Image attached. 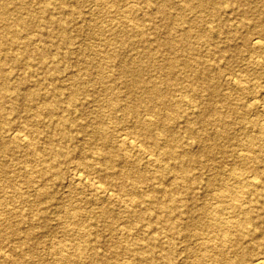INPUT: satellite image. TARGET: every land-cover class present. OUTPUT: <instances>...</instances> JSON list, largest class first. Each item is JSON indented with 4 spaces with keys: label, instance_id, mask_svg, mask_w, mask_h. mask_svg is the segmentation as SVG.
<instances>
[{
    "label": "bare ground",
    "instance_id": "obj_1",
    "mask_svg": "<svg viewBox=\"0 0 264 264\" xmlns=\"http://www.w3.org/2000/svg\"><path fill=\"white\" fill-rule=\"evenodd\" d=\"M249 1L185 0L181 10L176 13L181 25L179 28L170 23L171 15L168 14L165 4L157 7L159 13L164 16L166 43L176 50L175 56L168 58L166 65L157 66V72L154 75L147 76L138 73L136 76H132V80L126 83V87L130 92L135 91L137 87L143 88L139 95L118 105L111 100L112 98L110 99V109L105 118L113 119L115 117L114 112L120 106L124 114L130 113L135 117L134 123L129 127L128 132L123 131L116 134L106 127H92L89 131L91 138L86 141L85 146H95L97 148L96 154L89 159V156L84 152L73 166V174L80 180L86 177V170L89 172L108 171L111 179L106 181L104 185H114L116 187L112 188L119 195L127 196V199L120 203V205H123L125 215V219L121 223L118 220L122 218V214L111 208L109 202H101L98 205L96 214L111 230L116 231L119 226H122L123 231H128L132 225L152 228L157 224L156 222H167L170 223V226H168L170 235L177 231L175 220L177 219L176 209L178 210L179 204H176V201H178L176 190L179 188L187 189L193 185L188 180V166L196 158V155H190L186 158L183 155V152L186 151L184 145L186 143H183L182 135L183 133H195V137L199 139L202 137V132L196 128L195 124L199 121L202 124H208L218 120L221 123L215 126L213 139L233 136L234 132L228 128L229 122L224 121L226 111L232 113L238 108L243 109L244 115L240 114L239 123L247 132V139L243 143L245 147L249 148L248 153L229 150L231 153L236 154L238 157L236 165L244 171L238 173L235 166L230 168V174L239 181L240 176L245 172L253 171L252 173L255 175L263 174L264 171L259 168L256 162L260 153L264 150L261 146L260 149H257L256 141L258 138L264 140V125L261 126L259 135L248 132L244 122H246L245 113L249 109V105L239 101L233 102L222 99L220 90L215 84L216 76H211L209 73L218 66L214 63L203 64L201 58L194 51V39L204 43L209 41L208 33L199 23L201 14L209 11L217 16L222 12L226 14L227 19L232 16L234 10H237L238 15L254 14L257 12V8L250 6ZM32 3L35 4L36 8H33ZM125 3L128 6H134L138 3L149 5L151 0H125ZM60 7L63 8L62 5ZM62 8L53 12L49 9V1L46 0L41 2L39 0H0V154L6 157L5 161L0 160V184L13 188L8 195L11 199L21 197L24 201L39 202L41 207L37 215L43 217L44 223L42 226L45 227L47 226V222H45L47 220V204L54 198L50 189L57 185L58 180H61L58 175L59 163L69 159V157V161L73 162L71 157L74 151H81L84 147L64 148L55 143V141H72L74 139L73 132L67 126V118L64 112L69 107L71 109L73 105H84L85 101H78L76 98L75 84L66 93L60 85L55 83L59 76V69L53 66L52 53L46 46L41 44L31 48L30 41L33 36L23 30L34 29L38 34L46 28L48 34L51 35L54 33L53 26H56L62 38L57 46L62 48L68 45L71 40L66 36V30L73 17L63 16L65 10ZM194 10L196 11L195 14L193 13L194 16L193 14L190 15V12ZM69 12L72 16L73 12ZM257 22L259 23V29L252 31L249 35H241V37L244 47L247 49L264 50V21L258 20ZM239 24L246 26L252 25V22H248L244 17L240 18ZM223 26L233 28V24L227 25L225 23ZM213 28L218 30L216 26ZM88 29H94V27L90 25ZM124 31L125 29L122 27L117 33L118 40L124 46L135 45L136 43L140 45L141 42L146 40L140 38L132 43V40L125 36ZM7 47L16 48L15 54L8 55L5 53L4 50ZM216 52L223 58H237L239 56L236 50L228 44L222 45ZM115 53L111 54L112 56L109 55L107 59L110 60L116 57ZM21 59L25 61L26 65H32L37 61L39 69L45 73L43 81L47 85V91L41 92L38 89L25 87L26 76L19 77L13 73L14 66ZM131 61H136V59L132 58ZM263 62L264 57L261 62L258 61V64ZM99 67L98 70L101 71L102 64H99ZM187 76H193L194 80L187 79L189 80L188 86H184L181 81L186 79ZM147 78L152 79V82L150 85L145 86L144 82ZM196 78H202V81L196 82ZM97 79L104 82L106 75L99 73ZM233 86V88H238V84ZM184 89L187 92H195L197 100H191V102L189 99L182 97L176 102H178L177 104H183L189 100L191 106L196 107L198 110L201 106L202 114L197 118H191L184 110L175 109L171 105L173 104L172 92H182ZM64 102H68V105L63 106ZM223 105L225 108L221 109L220 107ZM20 108L33 110L34 112L33 119L35 123H38L32 126L30 133L28 131L20 132L27 128L25 118L14 122V119L7 115L8 112L18 111ZM141 108L149 110L148 118L140 115ZM224 109H226L225 112H223ZM236 112L238 113V111ZM42 113L46 116L44 120H41L40 117ZM19 117L22 118V116ZM250 124L253 125L254 122H250ZM40 126L47 132L42 137H46L43 142L45 144L34 139V136L40 130ZM82 127L85 128V124ZM205 132L209 134L208 131L205 130ZM138 142H141L145 150H159V156L147 155L146 162H144L146 165L141 163L139 156L130 157V154H128L130 152L125 151L128 148H125L124 145L128 144V147L133 151L140 153L144 149L138 146ZM32 152L40 153L42 158L38 160L41 164L32 169L21 165L17 171V174L22 176L25 182L28 184L35 183V192L25 194L20 188L15 187L13 181L14 171L10 166L17 164L20 160L23 164L32 161L33 159L29 158V154ZM25 153L28 154V157L21 159V156ZM202 153H218L222 156L227 154L228 150L220 148L213 142L212 144H204ZM165 162H168V164L166 165ZM168 167L170 170L175 171L173 178L169 181L162 174V170ZM255 175H248L249 180L246 179V185L225 184L218 191L210 192L207 198L214 199L217 205L213 206L212 203H205L196 214L187 218V224H193L192 222L195 221L199 222L200 226L196 232L200 233L204 229H208V236L199 237L202 240L200 246L206 251L194 258L192 264H264V249L259 250L254 258L248 256L255 245L264 246L263 224L252 215L249 209L250 206L245 207L239 202V197L247 193L250 195L251 201H249L254 203L253 205L256 207H261L264 211V183L256 180ZM216 176V174L210 176L207 183L213 184ZM37 180H40V182L38 183ZM146 186L149 188L147 189L148 192L145 191L146 189L144 190ZM106 187L108 188V186ZM257 187L260 189L257 192L253 191ZM97 188L103 189V186H97ZM252 192L255 193L251 196ZM159 193L162 197L159 196ZM29 195L33 196L32 200H30ZM225 201H229L230 205L227 208L232 214L224 215L228 210L223 204ZM52 204L54 203L52 202ZM134 206H139L150 212L154 210V206H159L155 208L162 210L163 215L153 222V220L148 219L150 215L133 213L132 207ZM75 207L78 211L82 209L78 203L75 204ZM10 214H12L11 210H9L8 215ZM16 216L17 219L15 220L7 219V226L14 231L16 234L15 239H18L21 244H29L31 234L37 225L32 222L31 227L23 231L20 223L27 218V215L25 212L18 210ZM59 223H61V231L64 236L58 242L52 240V244L48 246L52 250V258L46 259L38 256L33 259V257L29 258L26 253L24 258L30 260L31 264H81L85 258H95L101 255L97 248L98 239H89L87 232L82 227L71 226L66 221H60ZM2 235L11 238L7 233ZM115 236L111 235V238ZM158 238L159 236L155 233L146 239L143 236L139 237L138 240L128 238L125 243L123 242L124 244L114 239L109 249L115 258L110 261V258L102 254L104 264H117L120 262V256L126 254L129 255V258H121L123 259L121 264H135L134 261L138 264H155L158 259L151 256L154 250L152 248L144 250L143 245L144 243H155ZM253 239H257V241L250 243ZM146 240L147 242H145ZM245 240L249 241V245H242ZM225 246L227 248H224ZM172 253L171 244L163 248L161 252L162 264L174 263L171 262ZM207 258H209L210 263H207ZM5 260L7 264L19 263V259L9 260L5 258Z\"/></svg>",
    "mask_w": 264,
    "mask_h": 264
},
{
    "label": "rangeland",
    "instance_id": "obj_2",
    "mask_svg": "<svg viewBox=\"0 0 264 264\" xmlns=\"http://www.w3.org/2000/svg\"><path fill=\"white\" fill-rule=\"evenodd\" d=\"M46 1H49V9L53 12L60 10L62 8L60 6L62 5V9L65 10L63 16L73 17V20L68 23L66 30V36L71 40L70 43L62 48L57 46L62 38L56 26H53L54 33L51 35L48 34L46 28L38 34H36L34 29H24L23 31L33 36L30 41L31 48H35L41 44L46 46L52 53L53 66L59 69V76L55 80V83L60 85L66 93L75 84L74 88L77 90L76 98L78 101H85L84 105H73L71 109L69 107L64 112L67 118V126L73 132L74 139L72 141H55V143L64 148L84 147L81 149L82 153L78 150L74 151L71 157V161L73 162L69 161V157V159H65L59 163L58 175L61 177V180H58L57 185H54L50 189L54 198L49 203L47 202L48 204L46 203L48 205L46 211L47 220L45 221L47 222L46 227L42 226L44 223L43 217L37 215L41 207L39 202L24 201L21 197L11 199L8 195L13 188L0 184V264H7L5 258L9 260L19 259L18 264H31L30 260L24 258L26 255L29 258L33 257V259L38 256L45 257L46 259L52 258V250L48 246L52 244V240L58 242L64 236L61 231L60 221H66L74 227H82L87 232L89 239L99 240L97 248L101 255L95 258H85L81 264H104L102 254L110 258V261L113 260L115 256L110 252L109 247L112 245L114 239L124 244L128 238L138 240L139 237L143 236L146 239L155 233L159 236L157 242L151 244L144 243L143 245L144 250L151 248L154 250L151 256L158 259V262L155 264L163 263L161 252L164 247L170 244L173 252L171 260V262H174L173 264H192L194 258L206 251L200 246L202 240L199 237L208 236V229H204L200 233L196 232L200 226L199 222L195 221L192 222L193 224H187V218L196 214L205 203H212L213 206L217 205L214 199L207 198L210 192L218 191L225 184L235 186L246 185L248 175H255L252 173L253 171L242 173L239 181V179L233 178L232 174H230V168L235 166V170L238 173L244 171L236 165L238 160L236 154L231 153L229 150L233 152L235 150L242 151L243 153L249 152V148L245 147L243 143L247 139V132L244 131L245 129L239 123L240 114L244 115L242 108H238L232 113L226 111V109L223 111H226L224 121L229 122L228 128L234 132L233 136L229 138L213 139L212 135H214L215 126L221 123L218 120L208 124H202L200 121L197 122L195 126L202 132V137L199 139L195 137V133H183L182 141L186 143L184 144L186 151L183 152V155L185 158L190 155H196L195 160L191 161L188 166V180L194 186L176 190L178 198L176 204H179L178 210L176 209L177 219L175 220L177 231L171 235L168 230L170 223L167 222H156L157 224L152 228L132 225L128 231H123L122 226H119L116 231L111 230L96 214L98 205L101 202H109L111 208L122 214V218L118 220L121 223L125 219V215L123 205H120V203L124 202L127 196L119 195L113 189L116 187L114 185H104L106 181L111 179V175L106 170H99L97 172L86 170V177L81 180L77 179L73 174V166L78 162L80 155L85 152L89 156V159H91L92 155L96 154L97 148L95 146H85L86 141H89L91 138L89 131L92 127H106L116 134L123 131L128 132L129 127L134 123L135 117L130 113L124 114L120 106L114 112L115 117L113 119L105 118L110 109L109 101L112 98L111 100L118 105L119 103H124L129 98L132 99L134 96L139 95L143 91V88L137 87L135 91L130 92L126 87V83L132 80V76H136L138 73L146 74L147 76L154 75L157 72V66L166 65L168 58L175 56L176 50L166 43L165 20L157 7L165 4V8L169 12L168 14L171 15L170 23H173L174 27L179 28L181 25L176 17V13L181 10L185 0H151L149 5L138 3L134 6H128L125 0ZM248 4L256 7L257 12L254 14L246 13L238 15L237 10H234L229 19L222 12L217 16H214L209 11L201 14L199 23L208 33L209 41L204 43L194 39V51L201 58L203 64L214 63L218 66L209 73L211 76H216L215 84L220 90V97L222 99L224 98L226 101L233 102L239 101L249 105V109L245 113L246 122L244 123L249 133L259 135V130L264 125V62L258 64V61L261 62L264 57V50L247 49L244 47L241 35H249L252 31L259 29L257 21H264V0H250ZM32 6L36 8L33 3ZM69 11L73 12L72 16ZM194 12L196 13L195 10L190 12V15ZM244 17L248 22H252V25L241 26L239 24L240 18ZM225 23L227 25L233 24V28L223 26ZM90 25L94 29L89 30ZM215 26L218 27V30L213 28ZM122 27L125 29V36L129 37L132 43L138 41L140 38L146 40L141 42L140 45L139 43L129 46L122 45L117 35ZM210 27L212 29H208ZM224 44L233 47L239 56L237 58L220 57L216 51ZM16 50V48L7 47L4 51L8 55H13ZM114 53L116 57L110 60L107 59L109 55ZM132 58H135L136 61H131ZM99 64H102L101 71L98 70L100 68ZM13 73L19 77L26 76L25 87L38 89L41 92L47 91V85L43 81L45 73L39 69L37 61L32 65H26L25 61L21 59L14 66ZM99 73L106 75L104 82L97 79ZM187 79L194 80L193 76H187L186 79H182V85L188 86L189 80ZM195 81L200 82L202 78H196ZM151 82L152 79L147 78L144 85L148 86ZM234 84H238V88H233ZM172 97L173 104L171 105L175 109L184 110L191 118H197L202 114L201 106L199 110L191 106V100H197L195 92H187L186 89L182 92L174 91L172 92ZM182 97L189 99L191 102L187 100L183 104H177L178 102L176 101H179ZM66 105H68V102L63 103V106ZM220 108L223 109L225 106L223 105ZM140 113L144 118L149 117V110L147 109L141 108ZM7 115L13 118L14 122L23 118L26 119L27 128L20 132L28 131L30 133V130L33 128L32 126L38 123H35L33 119V110L20 108L18 111L8 112ZM19 116H22V118ZM40 117L41 120H44L46 116L42 113ZM250 122H254V124L252 125ZM83 124H85V128L82 127ZM205 130L209 134H206ZM45 134L47 132L40 126V130L34 136V139L43 143L46 137H42ZM213 142L220 148L227 149L228 153L222 156L218 153H202L203 145L212 144ZM256 142L257 149H260L261 146L264 150V140L258 138ZM128 146V144L124 145L125 148L129 149H125V151L130 152L128 154L132 158L139 156L143 165H146L144 162H146L147 155L153 157L159 156V150H145L141 142H138V146L144 150L140 153L133 151ZM27 155L26 153L23 154L21 159L28 157ZM29 158L33 160L24 164L20 160L17 164L10 166L12 171H14L13 181L16 185L15 187L20 188L25 194H33L35 192V183L28 184L23 180L22 176L17 174V171L21 165L31 169L37 167L41 164L38 159H41L42 156L39 152H32L29 154ZM1 159L5 161L6 157L0 154ZM257 160V165L264 171V151L260 153ZM168 162L170 163L169 160ZM168 162H165L166 165ZM162 174L169 181L173 178L175 171L170 170L168 167L162 170ZM215 174L217 176L214 183L208 184V178ZM255 179L264 183V172L263 174H256ZM37 182L39 183L40 180H37ZM97 186H103V189L97 188ZM147 189H149L147 186L144 187V190L148 192ZM259 189L257 187L253 191L257 192ZM255 192H252L251 196ZM159 196L162 197L160 193ZM29 198L32 200L33 196L29 195ZM249 200L250 195L247 193L239 197V202L245 207L250 206L249 209L252 215L263 224L264 228V211L261 207L253 205L254 203ZM76 203L80 204L81 211L76 210ZM223 204L228 209L227 206L230 205L229 201H225ZM155 207L159 206H154L152 212L146 211L139 206H134L132 209L133 213L150 215L148 219L155 222L163 215L162 210ZM9 210L12 211L10 215H8ZM18 210L25 212L27 215V218L20 223L23 231L29 229L32 222L37 225L31 234L30 243L26 245L21 244L18 239H15L16 234L7 226V219H17ZM229 214L232 213L228 209L224 215ZM4 233H7L11 238H6L2 235ZM111 235L116 236L111 238ZM255 241L257 239H253L250 243H254ZM242 245H249V241H243ZM224 248H227V246ZM263 249V245H255L248 256L254 258L259 250ZM229 254L231 255L232 253ZM120 257L129 258V255H121ZM121 258L117 264H121V260H123ZM134 262L138 264L136 261ZM207 263H210L209 258H207Z\"/></svg>",
    "mask_w": 264,
    "mask_h": 264
}]
</instances>
